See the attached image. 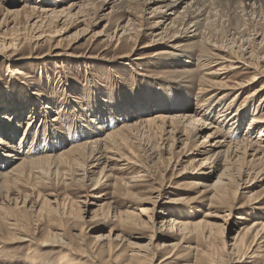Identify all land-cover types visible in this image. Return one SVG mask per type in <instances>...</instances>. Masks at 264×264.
Segmentation results:
<instances>
[{
  "label": "rangeland",
  "instance_id": "1",
  "mask_svg": "<svg viewBox=\"0 0 264 264\" xmlns=\"http://www.w3.org/2000/svg\"><path fill=\"white\" fill-rule=\"evenodd\" d=\"M105 1L27 0V7L36 6L39 12L44 8L65 9L75 2L89 3L84 16L52 22L35 18L41 14L30 9L19 15L9 14L10 10L22 9L25 3L0 0V138L14 142L23 157L57 155L74 144L105 138L126 123L144 122L159 113L179 115L180 105L158 109L162 102L175 99L198 110V118L206 120L199 124L218 127L234 140L262 137L260 128L264 124L252 125L251 119L264 117V90L248 105L246 99L264 84V78L245 89L239 98L242 91L231 86L236 80L245 84L253 72L235 70L223 79L213 78L228 83L229 89L217 95H213L217 89L202 93L200 79L212 68L200 58V49L195 50L189 64L196 71L194 80L180 76L188 63L153 56L175 41L172 29L162 37L157 35L166 25H160L161 17L153 15V8L160 3L152 6L145 0H128L124 8L111 9L116 0ZM223 4L210 6L214 16L206 21L204 31L213 40L212 45L223 44L228 49L234 36L237 45L244 38L237 33L238 27ZM178 10L184 11L183 7ZM239 12L250 33L245 37L252 38L250 43L259 49L263 37L255 30L264 32V14L248 13L255 22L250 25L249 16ZM124 29L128 30L124 33ZM229 30L234 35L228 36ZM187 36H178L175 42L188 43ZM248 50L247 61L256 63ZM259 64L264 68V61ZM225 93L226 103L232 101L230 109L216 105ZM185 125L180 124L179 129H187ZM251 125L254 128H249ZM160 126L143 123L127 134V140L115 149L121 168L113 170L107 185L95 187L89 180L80 181L76 164L58 166L56 159H50L51 164H36L39 167L32 168L33 174L11 186V198L26 196V206L21 203L14 209L11 200H1L12 212L4 210L3 214L18 218L28 236L13 242L9 236L18 231L11 229L9 223L13 220L3 219L1 212L0 264H64L68 258L90 264H138L133 254L139 251L155 254L152 264H264L263 259L246 257L247 248L245 253L232 248L246 226L264 222V180H255L250 193H230L218 200L209 185L219 173L209 175L213 170L211 161L204 162L205 156L198 154L200 146L209 143L205 137L211 130L204 129L191 143L178 142L170 148L167 142H171L173 133ZM134 159L138 161L132 163ZM238 168L232 167L234 175ZM130 178L132 182L127 185ZM249 194L256 200H249ZM123 213H129L124 217L134 224L118 221ZM162 217L174 222L163 226ZM179 222L192 223L190 228L179 229ZM112 228L115 233L110 236ZM49 233L64 235L70 244H42ZM118 234L123 240L116 238ZM109 237L114 244L119 243L112 252L102 244ZM80 249L86 250L87 257L82 258Z\"/></svg>",
  "mask_w": 264,
  "mask_h": 264
},
{
  "label": "bare ground",
  "instance_id": "2",
  "mask_svg": "<svg viewBox=\"0 0 264 264\" xmlns=\"http://www.w3.org/2000/svg\"><path fill=\"white\" fill-rule=\"evenodd\" d=\"M127 1L128 0H119V1L116 0L115 1L116 3H113V5L111 6V9H113V7L124 8L126 3H128ZM207 1L208 0H145L144 1L146 5H152V6L154 4L160 3V5H157L153 8V15L154 17L155 16L161 17V20L163 21V23L162 21H160L159 23L160 25L161 24L164 25L165 23L166 25L164 29L162 30V32H159L157 34L158 36H161V34H163L166 31L168 32L169 29H172L174 31L172 40L174 39L175 41L178 36L181 37L182 35L187 36L191 34L190 36H187V37H190V40L188 43L182 44V43H177L174 41L171 44L167 45V47H165L166 49H160L156 51L153 54V56L154 57L163 56L164 58H167V59L168 58L175 59V60L177 59L179 61H184L185 63H188L185 66L188 68L183 70V72L185 73H181L180 76L186 77L190 80H194L193 79L195 78L194 73L196 71H193V69L189 67V64L192 63L191 60L193 59L192 57H193V53L195 52V50L200 49V53H199L200 58L205 63H208L209 66L212 68V71H210V73L205 75L206 77L201 78V79L199 78L200 79V83H199L200 89L202 93L210 92V91H213V89H217L218 92L216 91L217 93L215 92L213 93V95H217L221 93V90L229 89L227 85L228 83H226L223 80H219L220 77L223 79L224 77H227L228 75H230V72L235 71V70L244 71L243 73H248V71L252 70L253 76L247 79L245 84H243L242 81L236 80L233 86H231L232 88H230V89L241 90L242 92L238 93L239 94L238 97L240 98L244 94L245 89L251 88L255 84L263 81L264 68L259 63L264 61V44L262 45V43L264 42V32L260 31V29L255 30L256 31L255 34L257 36L263 37L261 40L262 46L259 47V49H257L254 47V45L250 43V40L252 38L250 39L249 37L247 38L245 37V36H249L250 33L248 34L249 32V31L247 32L248 26H246V22H243L244 18L243 16L241 17V14L239 11L244 13L242 14L244 15V17L246 15L249 16L248 13H250L251 16L256 13H260V12L264 14V0H217L216 2H213L212 0L210 4H208ZM23 2L25 3V5L22 7V9H17L13 11L10 10L8 11L9 14L19 15L22 11L24 10L27 11L30 9L35 14H41L39 16H35V18L38 17L39 19H42V20L49 19V20H52V22L62 20L63 18H66V17L71 18L77 15L80 17L84 16L83 14L86 11L85 9L87 8V5L89 4V3L85 4V2H82V3L75 2L69 5V7L65 9L55 10V9H50V8H44L39 12V9L36 8V6L27 7V3H26L27 0H23ZM108 2L109 1H107V3ZM220 3L222 4L224 3L223 5H226V7H228L227 11L229 13V17L232 20V23L235 25V27H238V29H240L241 26L243 25L246 26V28H244L243 30H242L243 27L241 28V30L237 29L238 31L237 33L240 34V37L241 38L243 37L244 39L245 38L246 39L245 40L242 39L240 44L237 45L238 41L236 42V40H234V37H235L234 36L232 38L233 39L232 42L228 44V49H225L226 45L224 47L223 44L218 45V46L212 45L211 42L213 40H210L209 37H207V34H206L207 32L205 33L206 21L214 16L213 11L211 10L214 8L210 9V6L212 7ZM180 7H183L184 11L182 13L179 12L178 10L180 9ZM78 8L79 10L73 13L74 10ZM238 9L240 10L238 11ZM169 19L170 21L168 22ZM248 21H250V25L255 24L253 18L250 16L248 17ZM127 30L128 29H124V33ZM229 33H230L229 35L227 34L228 36L234 35V33L232 34L230 30H229ZM143 34L145 35V33ZM175 35H178V36H175ZM124 36L126 37L127 34L126 35L124 34ZM245 46H247V49L250 50V56H253L255 58V60L257 61L256 63L252 64L249 61H247L246 56H245L247 49H245ZM237 47H239V49ZM136 59H138V57ZM241 75L244 76V74H241ZM213 78H219V79L213 80ZM263 90H264V84L255 88L251 92V94L247 96L248 98L246 99L247 105L250 102L254 101L256 99L255 96L258 95L260 91H263ZM227 94L228 93H225L224 95L220 96L219 99H217L218 101L216 103L217 106H223L226 108L228 107V105H232V101L229 102V104L226 103ZM164 103L162 102L163 105L162 104L159 105V108H158L159 111L160 109H163V108L165 109V107H168L165 105H169V106L171 105L174 107L175 106L179 107L180 105L181 107H179V109L181 110L182 113H179V115H176V116H169L168 114L159 113L157 115L155 114L156 116L147 118L144 122L142 121L140 123H132V124L126 123L122 125L120 128H118L117 130L108 133L105 138L96 139V140L94 139L91 142H84L81 144H74L70 149L65 150L63 152L61 151V153L57 155H46V156L38 157V158L23 157L21 153L22 151L16 148V145H14V142H12L11 140L8 141V140H4L0 138V146L2 148L0 150H3L2 151L3 154L0 155V213L2 212L3 219H6L8 222H9L8 219L13 220V221H10L9 225L11 229L18 231L17 233L18 235L17 234L10 235L9 238L13 242L18 241V240L24 241L26 240V237L28 235L26 234V231L23 229L24 225L22 224V222L19 223L18 218L17 219L16 217L8 218V215L5 216L3 214L4 210H7V212L8 211L11 212V209H8L7 208L8 206L7 207L4 206L3 205L4 202L1 200L5 199L8 201L7 203H10L9 200H11V202L14 205L13 207L14 209L19 208V205L21 203H23V205L26 206L27 201H28L27 200L28 198L26 196L22 197L20 195H17L11 198V186L16 185L17 183H19V181H22L24 177H27L28 175H30L32 173L31 171L32 168L36 164H41V163L45 165L46 163L51 164L50 159H56V162L59 164L58 166L63 165L65 163L66 164L67 163L76 164L79 168L77 169L78 171L76 173H77V176H79L78 179L80 181L84 182V181L89 180L90 182L93 183V185H95V187L107 185L108 179L113 174V170L116 169L117 167L121 168L120 167L121 158L117 156L118 153L115 152V149L118 148L117 147L118 145H121L124 141L127 140L126 138L128 137L127 134L131 132L132 129L138 128V126L143 125V123L149 126L150 125L154 126L156 125V123H158L161 125L160 128L161 127L163 128V131H165L166 129L167 130L169 129L168 132L171 131L173 133L172 136H170V137H173L171 138V142H167L168 144L170 143L169 144L170 148L174 147V145H176L178 142H181L186 145L188 144L190 140V143H191L192 141L196 140V138L199 136V134H201V132L204 131V129L209 128L211 130V132L207 135V137H205L209 139L208 140L209 143L201 145L200 149H198V154L199 156H205L204 162L211 161L212 163L211 167L213 168V170L211 171L214 173L212 172L208 173L209 175L213 177L217 172L219 173L218 176L215 175L217 176L216 181L209 185V188L215 191L214 193L215 195L213 196L217 197L218 200L224 197H228L230 193L231 194L234 193L236 195L237 194L240 195V191L241 193H244V192L250 193L251 191L250 189L253 187V183L255 182V180L257 179L264 180V144H262V138L264 136V125H261V128H260L261 130L260 134L262 135V137L259 136L256 140L254 138L251 139L246 136L243 137L242 139L234 140L233 136L229 134H224V132L218 127H215L213 125L208 127L207 123H204V122L199 124L200 121H206V120L203 119V117L198 118L200 117L199 113H197L198 110H194V108L190 106L191 105L190 103L187 104L184 101L185 103L184 104L182 101L179 102V100H176V99L174 101L168 100L167 102H164ZM182 108L183 109L185 108L186 110L185 109L183 110ZM228 108L230 109L231 106H229ZM222 111H225V110H222ZM230 111L231 110H226L227 113H229ZM256 111L258 112V109ZM31 123L32 122H30L29 124ZM256 123L264 124V117L262 119H259L258 116H252L251 124L256 125ZM180 124H184V125L187 124L188 126L185 125L187 126V129L186 128L183 130L179 129ZM252 125L249 128H254ZM150 130L152 131L151 128ZM119 152H120V149H119ZM137 161H138L137 159H134L131 162L135 163ZM232 167H237L239 169V171H236L238 172L237 175H234V173H232V170H234L232 169ZM132 179L133 178H130L129 181L126 182V184L130 185V182H132ZM232 185H234L235 188H233L234 186L232 187ZM253 194L248 195L249 200L251 199L256 200V197H254ZM232 196L234 197V195ZM259 201L260 200H257L255 202H259ZM31 205L32 207H34L33 203ZM45 208L48 209L47 207ZM79 213H80L79 217H82L81 216L82 213L80 211ZM126 214L128 215L129 213L120 214L117 220L122 221L124 225L134 224V222H131V220L129 221L126 219V217H124L126 216ZM12 216H15V215H12ZM109 216L107 215V217ZM131 217H133V220H134L135 216L131 214ZM113 218H116V215H113ZM162 218L163 219L161 220L162 222L161 225L163 226L166 225L167 223L171 224L174 222V220L170 221V219L168 221L166 217H162ZM149 221L153 222L152 219L150 218H149ZM185 222L184 223L179 222V226H178L179 229L187 228L192 223L191 222L190 224H188ZM243 231L244 232L241 233L242 235L238 234L237 237L234 239L233 241L234 243L232 244L233 250H236L238 253H240L241 251H244L245 253L246 248H247V252L245 253L246 257L249 255L250 258H259V259L264 260V222L263 221L253 222L250 226H246L243 229ZM114 233H115L114 228H112L110 230V236H112ZM63 236L59 233H49L46 239H44V241L41 243L42 244L59 243L61 245L70 244L69 242L68 243L66 242ZM110 238L111 237L108 238L109 240L107 242L102 243V244L103 246H107L106 250H109V252H112L115 248L119 246V243L114 244V242L112 241L113 239L111 238L112 239L111 240ZM116 238L123 240V235L118 234ZM247 240L249 241L248 242L249 245L247 243ZM223 248H226V243L223 245ZM78 253L82 256V258L87 257V252L85 249H80ZM133 255L137 256L138 264H152L151 257H153L155 254L148 255V253H142L141 251H139ZM71 259L72 258H68L67 261L64 262V264H90L88 263V261L86 262L85 260L84 261L82 260L83 262H80L81 260H71Z\"/></svg>",
  "mask_w": 264,
  "mask_h": 264
}]
</instances>
